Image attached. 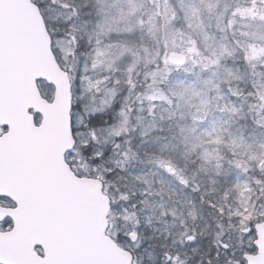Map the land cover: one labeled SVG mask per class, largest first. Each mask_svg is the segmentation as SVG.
<instances>
[{
  "label": "snow or ice",
  "instance_id": "6c2138e0",
  "mask_svg": "<svg viewBox=\"0 0 264 264\" xmlns=\"http://www.w3.org/2000/svg\"><path fill=\"white\" fill-rule=\"evenodd\" d=\"M161 7L0 0V264H117L104 237L123 264H250L259 252L264 57L237 33L258 20L264 40V0ZM43 36L59 79L36 75ZM29 82L51 109L31 103ZM90 182L108 199L103 225Z\"/></svg>",
  "mask_w": 264,
  "mask_h": 264
},
{
  "label": "water",
  "instance_id": "95a60500",
  "mask_svg": "<svg viewBox=\"0 0 264 264\" xmlns=\"http://www.w3.org/2000/svg\"><path fill=\"white\" fill-rule=\"evenodd\" d=\"M42 32V29H41ZM40 51L41 55L45 64L47 71L45 72H37L36 75H46L49 79H59L60 74L55 71V64L52 61L51 54L48 52V42L47 37L43 36L40 41ZM29 98L33 105L40 107L42 110H49L52 108V105H46L41 100L39 95L36 92L34 85L29 82ZM57 103H60L59 93H58V100ZM64 130L65 134L67 132V117H66V110L64 116ZM67 146L70 147V137H67ZM94 184V196L97 199L98 203V220L101 225L104 223V215L108 212V199L105 196H102L100 193V185L98 182H90ZM101 233L103 232V227L101 226L100 229ZM260 233V250L257 256L250 255L249 262L250 264H264V226L259 229ZM105 248L108 250V254L117 261V264H123V256L122 254L116 249V246L112 244L111 241L107 240V237H104Z\"/></svg>",
  "mask_w": 264,
  "mask_h": 264
},
{
  "label": "rangeland",
  "instance_id": "374dc122",
  "mask_svg": "<svg viewBox=\"0 0 264 264\" xmlns=\"http://www.w3.org/2000/svg\"><path fill=\"white\" fill-rule=\"evenodd\" d=\"M156 3H160L161 4V11L163 10V0H155ZM149 14H151V6L149 5ZM245 15H248L247 10L244 11ZM238 16L240 15V13L237 14ZM156 17H154L155 19ZM184 19L183 15H177L175 20H174V24L175 27L178 31H185V23H181V20ZM244 23H248V24H253L254 27H252L251 29H245V31H247L249 34L247 36L244 37H240L239 33H237V37L241 40V43L244 44V47L246 49V54L249 57H252L253 55H256L257 59L259 60V58L264 57V40H261L260 34L258 33L255 37H253L252 33L253 32H257V27L258 25H260L262 22L256 20V21H252V20H247L244 21ZM185 39H187L185 37ZM180 37L177 36V42L179 43ZM248 41H251V47H249L248 45ZM185 47H189L191 45H184ZM202 46V44H201ZM143 63V62H142ZM235 68V67H234ZM185 74L183 73V71H179L177 73L174 74L173 79H177V78H182ZM129 127H132V125L130 124ZM155 143V142H154ZM154 143H152L149 147L153 148L154 147ZM162 143V142H161ZM134 165V164H133ZM132 165V167H133ZM147 170H150V167L147 168ZM145 171V170H144ZM235 173V175H233ZM233 174L230 172L229 173V179L234 180L236 177V172L235 170L233 171ZM167 193V190L165 189V194ZM187 195V194H186ZM162 219V218H161Z\"/></svg>",
  "mask_w": 264,
  "mask_h": 264
},
{
  "label": "trees",
  "instance_id": "16d2710c",
  "mask_svg": "<svg viewBox=\"0 0 264 264\" xmlns=\"http://www.w3.org/2000/svg\"><path fill=\"white\" fill-rule=\"evenodd\" d=\"M181 20H184V19H181ZM181 23L183 24L184 23V21H181ZM156 142H158V143H161L162 141H156ZM154 149V148H153ZM133 167L135 168V169H137V170H139V171H148L147 170V168H149L150 166H146V165H141L140 163H135L134 165H133ZM233 171L234 170H231L230 172L233 174ZM229 172V173H230ZM233 175H235V173L233 174ZM188 196H191L192 194H190V193H188L187 194Z\"/></svg>",
  "mask_w": 264,
  "mask_h": 264
}]
</instances>
